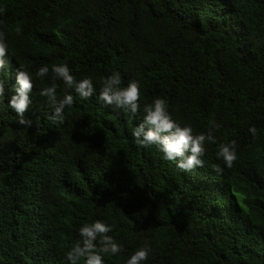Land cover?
<instances>
[{"label": "trees", "instance_id": "trees-1", "mask_svg": "<svg viewBox=\"0 0 264 264\" xmlns=\"http://www.w3.org/2000/svg\"><path fill=\"white\" fill-rule=\"evenodd\" d=\"M0 30L12 53L0 102V264H67L84 222L101 219L147 264H264V0H0ZM67 61L79 79L113 71L141 83L143 100L168 101L173 117L238 158L218 174L215 145L191 173L138 148L142 119L97 103L65 109L62 124L38 95L26 112L7 107L15 71ZM62 86L61 81H57ZM60 88L58 87V92ZM255 125L258 136L248 128Z\"/></svg>", "mask_w": 264, "mask_h": 264}, {"label": "clouds", "instance_id": "clouds-1", "mask_svg": "<svg viewBox=\"0 0 264 264\" xmlns=\"http://www.w3.org/2000/svg\"><path fill=\"white\" fill-rule=\"evenodd\" d=\"M11 55L5 32L0 30V72L8 71V57ZM46 80L50 83L45 84ZM35 81L45 84L38 88V95L52 109L50 119L54 124L64 122L65 109L71 108L74 102L88 101L95 96L97 103L117 114L123 112L135 119L138 113H142L140 122L131 129L133 143L144 149L155 146L162 154V160L174 163L181 171L191 173L204 167L206 145H215V159L220 163L212 165V169L218 174L224 168L231 169L238 158V141H219L214 131L220 126L214 121L209 122L206 131L196 132L191 124L173 117L166 98L155 97L151 102L144 101L139 80L132 79L124 85L119 71L102 76L95 82L92 76L77 79L66 60L58 64L43 63L34 72L23 65L16 69L7 107L16 114L17 123L22 126L31 127L33 123L26 117V112L33 103ZM57 81H61L62 86ZM4 85V80L0 79V102L4 99ZM247 131L253 138L259 134L255 125ZM113 232L114 225L105 220L96 219L81 224L78 238L64 253L67 264H105V257H119L125 246L110 234ZM151 253L150 247H139L130 253L125 264H147Z\"/></svg>", "mask_w": 264, "mask_h": 264}]
</instances>
